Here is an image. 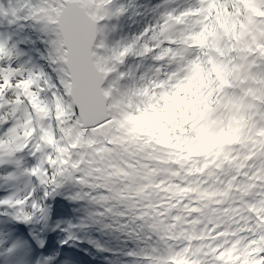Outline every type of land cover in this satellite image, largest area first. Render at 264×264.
<instances>
[{"label":"snow or ice","instance_id":"6c2138e0","mask_svg":"<svg viewBox=\"0 0 264 264\" xmlns=\"http://www.w3.org/2000/svg\"><path fill=\"white\" fill-rule=\"evenodd\" d=\"M185 87L232 138L202 162L211 198L152 202V174L115 159L121 132ZM77 249L264 264V0H0V264H83Z\"/></svg>","mask_w":264,"mask_h":264},{"label":"clouds","instance_id":"9594fccd","mask_svg":"<svg viewBox=\"0 0 264 264\" xmlns=\"http://www.w3.org/2000/svg\"><path fill=\"white\" fill-rule=\"evenodd\" d=\"M166 105L121 132L127 147L115 159L137 164L141 172L152 174L156 185L148 191L152 202L193 194L211 198L212 183L201 177L202 162L221 146L227 147L232 138L224 126L226 113L210 96L197 95L190 87Z\"/></svg>","mask_w":264,"mask_h":264},{"label":"bare ground","instance_id":"6f19581e","mask_svg":"<svg viewBox=\"0 0 264 264\" xmlns=\"http://www.w3.org/2000/svg\"><path fill=\"white\" fill-rule=\"evenodd\" d=\"M86 255L85 254H81V258L83 259V258H86V261H87V264H105L102 260H98L97 262H96V260H95V257H93V256H89V257H85Z\"/></svg>","mask_w":264,"mask_h":264},{"label":"rangeland","instance_id":"374dc122","mask_svg":"<svg viewBox=\"0 0 264 264\" xmlns=\"http://www.w3.org/2000/svg\"><path fill=\"white\" fill-rule=\"evenodd\" d=\"M130 1H133L132 4L134 3V0H126L127 3H130ZM134 5V4H133ZM106 242L109 244V246L116 247V242L115 240H109L105 238ZM118 243V242H117ZM87 252V251H86Z\"/></svg>","mask_w":264,"mask_h":264}]
</instances>
